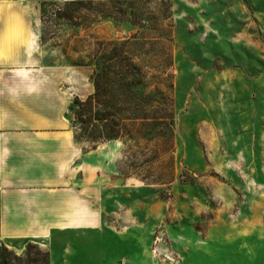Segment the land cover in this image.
Returning a JSON list of instances; mask_svg holds the SVG:
<instances>
[{"label":"rangeland","instance_id":"rangeland-1","mask_svg":"<svg viewBox=\"0 0 264 264\" xmlns=\"http://www.w3.org/2000/svg\"><path fill=\"white\" fill-rule=\"evenodd\" d=\"M33 1L44 64L93 74L131 62L137 95H119L127 135L101 195L103 229L55 236L47 250L7 248L10 264L46 252L50 264L263 261L264 0ZM135 104L144 119L127 112ZM77 109V139L105 144L99 124L82 129Z\"/></svg>","mask_w":264,"mask_h":264},{"label":"crops","instance_id":"crops-1","mask_svg":"<svg viewBox=\"0 0 264 264\" xmlns=\"http://www.w3.org/2000/svg\"><path fill=\"white\" fill-rule=\"evenodd\" d=\"M41 50L36 3L0 0V246L15 252L102 230L101 195L124 146L112 140L87 149L77 139L71 108L94 93L92 69L46 65ZM204 264L264 260L211 256Z\"/></svg>","mask_w":264,"mask_h":264},{"label":"trees","instance_id":"trees-1","mask_svg":"<svg viewBox=\"0 0 264 264\" xmlns=\"http://www.w3.org/2000/svg\"><path fill=\"white\" fill-rule=\"evenodd\" d=\"M115 58L108 59L109 62L114 61ZM106 61V62H108ZM128 62L126 57H122L119 61ZM105 64V62L103 63ZM136 67L130 62H128V66L126 69H123L121 72H110L101 67L99 70H94L92 74V82L94 85V93L91 94L87 99L80 100L76 98L74 101V105L71 109L75 107L78 108L76 111V116L79 121L83 123V130L87 131L91 127H95L99 124L100 128V138L104 142H109L112 140H124L126 132L119 130V121L121 119V115L124 112V109L120 106L119 95L132 97L137 95V92L134 91V86L137 83V74L135 73ZM112 74V75H111ZM118 76L121 80L116 83H120V86L124 88L121 93H119L116 89L113 88L110 83H113L112 76ZM141 105L135 104L132 107L127 108V112H129L132 116H135L137 119H144L143 111L141 109ZM86 117V119H85ZM85 119V120H84ZM129 135V134H128ZM99 141H95V146L92 149H95L98 145ZM9 254H11L8 249L5 247L3 252H0V264H10L8 259H10ZM50 264V256L49 253L46 252L45 259H27L25 264Z\"/></svg>","mask_w":264,"mask_h":264}]
</instances>
